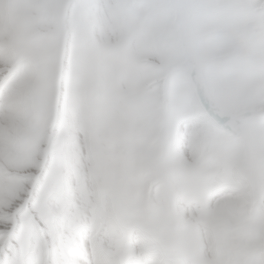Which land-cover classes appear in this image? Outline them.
Here are the masks:
<instances>
[{
	"label": "rangeland",
	"instance_id": "obj_1",
	"mask_svg": "<svg viewBox=\"0 0 264 264\" xmlns=\"http://www.w3.org/2000/svg\"><path fill=\"white\" fill-rule=\"evenodd\" d=\"M175 1L0 0V264L64 219L102 249L97 217L156 260L264 264V0Z\"/></svg>",
	"mask_w": 264,
	"mask_h": 264
},
{
	"label": "bare ground",
	"instance_id": "obj_2",
	"mask_svg": "<svg viewBox=\"0 0 264 264\" xmlns=\"http://www.w3.org/2000/svg\"><path fill=\"white\" fill-rule=\"evenodd\" d=\"M177 15H180L181 16L180 19L183 20L182 17L184 18V16L182 15L181 11H178ZM184 30L186 33L187 28L184 27ZM186 39L188 46L187 49L189 51V49H191L192 47V42L190 41L189 37ZM194 59H193L194 66L198 68L196 66V61ZM254 162L256 163L255 160ZM259 170L260 168L255 169L254 173L256 177V183L261 184L262 178ZM98 220L99 219L97 217L93 225H91L93 229H96L98 227ZM103 225L104 228L103 229L101 228L99 231L103 235L100 236L107 237L108 235H111L113 237H116V240H113L112 243H108L105 242L103 239L104 242H102L103 243L102 249L96 248L93 245V247H95V249L97 250L94 251L91 246L92 243L90 244V242L88 241L89 237L86 236L87 234L85 235L84 227L80 226V224H78L77 222L71 219L68 220L64 219V223L62 224L64 230H62L60 234L57 235L55 243L50 245L49 256H43L42 254H38V253H32V254L30 253L28 254V258L25 261V264L26 263L27 264H134L135 261L129 262L128 260V259H132L131 257H133L131 255L133 254L132 248L134 250V246H136L138 251L144 248L145 251H141V252H144L145 255L146 253L149 254L150 257L147 259L150 260V264H166V263L174 264L172 261L168 260L164 254L161 260H156L157 256L154 253H152L153 249L151 250V252L149 251V249H151L149 248L150 245L146 246L145 244L142 245L140 243V240L141 241L144 239L149 240L148 235L143 233L142 230L123 229L122 226L117 225L115 222H113L110 219L109 220L107 219L106 223ZM183 239L184 242L189 244L190 246L189 249L191 251H195V249L192 248L193 244H191L188 241V239H191V235L189 233L186 235L185 232H183ZM139 244H141V246ZM95 255L96 257H94ZM137 258L139 259L137 261V264H143V262L140 261L143 258L138 256ZM144 264H148V263H144Z\"/></svg>",
	"mask_w": 264,
	"mask_h": 264
},
{
	"label": "water",
	"instance_id": "obj_3",
	"mask_svg": "<svg viewBox=\"0 0 264 264\" xmlns=\"http://www.w3.org/2000/svg\"><path fill=\"white\" fill-rule=\"evenodd\" d=\"M172 2H174V0H171ZM175 9L177 10V12L178 11H180L179 10V8H178V6L177 5H175ZM182 37H183V42H184V44L186 45V49H187V41H186V38H185V36H184V34L182 35ZM186 54H187V56H188V59H189V61L191 62V63H193V59H194V56L188 51V49H187V51H186ZM243 117V116H242ZM242 117L241 118H238V119H242ZM216 119V121H217V123H219V124H221V125H223V126H225V125H227L226 124V120H220V119H218L217 117L215 118ZM238 133V135H240V137L242 138V140L244 141V137H243V135L240 133V132H237ZM245 143V142H244ZM253 155V154H252ZM254 156V155H253ZM260 191H261V189H260ZM260 200H262V194L260 193Z\"/></svg>",
	"mask_w": 264,
	"mask_h": 264
},
{
	"label": "trees",
	"instance_id": "obj_4",
	"mask_svg": "<svg viewBox=\"0 0 264 264\" xmlns=\"http://www.w3.org/2000/svg\"><path fill=\"white\" fill-rule=\"evenodd\" d=\"M220 115V114H219ZM221 116V115H220ZM234 116V115H233Z\"/></svg>",
	"mask_w": 264,
	"mask_h": 264
}]
</instances>
